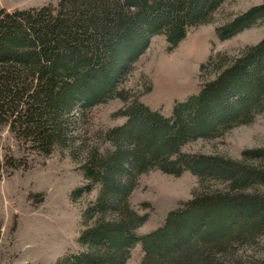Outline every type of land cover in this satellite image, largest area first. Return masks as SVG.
Here are the masks:
<instances>
[{
	"label": "trees",
	"instance_id": "1",
	"mask_svg": "<svg viewBox=\"0 0 264 264\" xmlns=\"http://www.w3.org/2000/svg\"><path fill=\"white\" fill-rule=\"evenodd\" d=\"M223 2L59 0L0 9L1 121L8 112L13 125L24 124L48 151L65 140L64 115L79 101L83 109L114 97L126 102L115 113L125 122L104 134L110 148L89 151L81 166L87 183L71 194L75 199L100 186L82 211L77 241L83 249L53 264H125L138 243L144 252L140 264H251L232 258L228 248L264 235V164L249 162L264 157V148L244 150L242 159L233 160L182 147L264 114V37L220 62L217 76L174 102L169 116L118 89L153 36L163 35L171 51ZM263 17L264 2L216 27V36L227 40ZM153 169L173 176L190 171L199 189L160 226L140 235L146 214L133 210L128 198L138 177ZM209 179L226 187H204Z\"/></svg>",
	"mask_w": 264,
	"mask_h": 264
},
{
	"label": "rangeland",
	"instance_id": "2",
	"mask_svg": "<svg viewBox=\"0 0 264 264\" xmlns=\"http://www.w3.org/2000/svg\"><path fill=\"white\" fill-rule=\"evenodd\" d=\"M58 1L0 0V9L39 8L56 5ZM263 2L224 0L206 22L190 27L185 38L171 51L163 35L153 36L118 89L130 99L138 98L151 109L169 116L174 102L197 94L205 82L217 76L220 62L228 63L246 46L264 37V17L227 40H219L215 33L219 25ZM125 103L114 97L83 109L79 101L64 115V119L67 117L63 124L65 140L53 144L48 151L33 140L24 124L13 125L8 112L7 116L3 115L5 120H0V264H53L64 255L83 249L77 241L84 228L82 211L95 200L100 186L93 185L90 191L75 199L71 194L87 183L81 166L89 151L110 148L104 134L125 122L124 116L115 114ZM257 148H264V114H257L251 123L232 127L220 135L192 140L182 151L240 160L244 150ZM249 162L261 165L264 157ZM226 184L209 179L203 185L213 190L224 189ZM198 189V179L190 171L180 176L158 169L141 174L128 198L133 210L146 214L137 233L156 229L169 211L191 199ZM231 245L228 252L232 258L251 264L264 263V235ZM143 255L138 243L125 264H140Z\"/></svg>",
	"mask_w": 264,
	"mask_h": 264
}]
</instances>
